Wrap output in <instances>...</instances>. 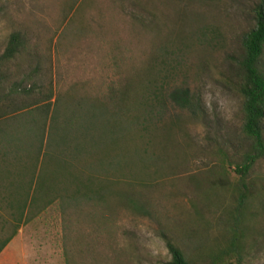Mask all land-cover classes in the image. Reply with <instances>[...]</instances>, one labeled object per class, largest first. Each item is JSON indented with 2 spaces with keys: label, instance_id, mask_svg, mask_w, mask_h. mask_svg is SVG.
<instances>
[{
  "label": "trees",
  "instance_id": "trees-1",
  "mask_svg": "<svg viewBox=\"0 0 264 264\" xmlns=\"http://www.w3.org/2000/svg\"><path fill=\"white\" fill-rule=\"evenodd\" d=\"M234 1L91 0L90 17L83 12L86 1H75L59 10L63 17L58 23L69 14L72 18L54 32L60 31L55 49H68L73 38H95L99 79L64 87L30 84L36 81L32 76L16 82L0 72V253L21 224L57 204L66 257L72 260V233L80 252L97 255L94 245L110 227L114 208L145 211L143 189L167 177L162 166L175 165L179 172L183 164L186 182L198 189L209 183L212 191L198 194L209 201L210 218H203L205 234L191 239V251L163 234L168 264H248L253 246L264 240V217L249 204L257 198L251 173L264 161V0L249 10L251 24L240 36L235 60L245 146H217L208 164L191 169L182 162L188 150L177 144L164 121L170 104L200 113V103L188 88H168L172 69L165 64L200 38L205 41L210 31L215 34L220 24L217 20L212 25L216 14ZM23 41L20 32L9 35L0 65L19 55ZM219 189L231 194L227 205L211 200Z\"/></svg>",
  "mask_w": 264,
  "mask_h": 264
},
{
  "label": "rangeland",
  "instance_id": "rangeland-1",
  "mask_svg": "<svg viewBox=\"0 0 264 264\" xmlns=\"http://www.w3.org/2000/svg\"><path fill=\"white\" fill-rule=\"evenodd\" d=\"M75 1L77 5L83 2L0 0V55L12 32H20L25 44L14 60L0 65V72L16 82L32 76L36 81L29 80L30 84L52 83L55 86L59 83L64 87L76 80L99 79L100 53L95 38L86 36L77 41L70 38L71 47H62L61 51L55 49L58 34L72 18L69 14L66 21L58 23L63 17L59 10L70 7ZM85 1L86 10L83 12L90 17L94 8H91V0ZM102 1L95 0V3L101 4ZM258 1L235 0L229 3L228 9L219 11L212 22L213 25L220 21L215 34L210 31L205 41L199 36L198 43H193L179 58L165 64L172 69L168 88L186 87L200 103L198 116L170 104L164 118L171 125L170 132L173 131L172 137L177 144L188 150L189 155L182 162L191 169L199 170L203 164H208L209 154L217 146H245L240 129L242 100L235 91V60L240 52V36L251 24L249 10ZM116 12V9L111 11L112 14ZM56 30L60 31L55 36ZM37 65L40 66L39 73L32 74ZM32 96H37V90ZM158 123L160 125L163 121ZM166 133L164 131L163 135ZM162 168L168 169L167 177L157 181L154 187L143 189L144 203L148 204L145 211L134 212L123 205L114 208L113 218L108 223L110 227L94 245L99 252L97 255L80 252L72 233L68 240L72 244L69 248L72 260L66 257L62 218L59 207L54 204L20 225L0 253V264H168L170 255L164 233L191 251L195 246L191 239L205 234L207 224L203 218H210L206 208L209 201L205 202L198 192L212 190L206 182L199 189L186 182L184 174L188 172L183 164L179 165V172L174 171L175 165ZM251 174L256 182L254 190L257 191L254 193L257 198L249 204L259 217H264V161L255 165ZM217 188L222 187L218 185ZM211 196L218 205H227L231 194L219 189ZM193 202L197 209L192 206ZM261 229L264 230V225ZM248 259V264H264V240L258 239Z\"/></svg>",
  "mask_w": 264,
  "mask_h": 264
}]
</instances>
